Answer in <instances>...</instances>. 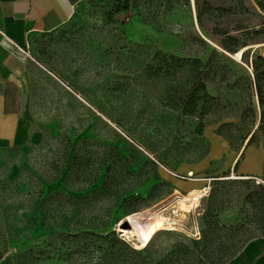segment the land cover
Listing matches in <instances>:
<instances>
[{"label":"rangeland","instance_id":"obj_1","mask_svg":"<svg viewBox=\"0 0 264 264\" xmlns=\"http://www.w3.org/2000/svg\"><path fill=\"white\" fill-rule=\"evenodd\" d=\"M261 2L243 0L247 11L240 12L232 7L237 0H198V22L190 0L152 22L139 10L114 12L111 0H83L59 28L32 36L29 55L55 77L37 65L31 69L37 95L29 117L42 141L0 148V264H116L107 253L117 250L113 236L137 249L123 235L126 215L161 201L159 211L168 208L176 222L159 230L139 256L121 253L125 264H226L264 237L257 220L264 172L242 175L225 155L195 174L205 180L176 176L207 150L206 125L217 133L223 124L218 135L235 152L254 132L246 146L264 156L254 91L244 96L238 87L228 89L210 115L190 117L166 105L165 79L143 73L151 50L184 56L199 37L237 75L252 76V59L264 57ZM224 29L245 45L235 53L223 50ZM240 50L243 56L236 57ZM44 171L41 183L37 173ZM191 184L208 187L207 195L183 215L173 193H185ZM37 187L43 190L39 201ZM196 228L201 238L193 242ZM86 229L101 237L76 235Z\"/></svg>","mask_w":264,"mask_h":264},{"label":"crops","instance_id":"obj_2","mask_svg":"<svg viewBox=\"0 0 264 264\" xmlns=\"http://www.w3.org/2000/svg\"><path fill=\"white\" fill-rule=\"evenodd\" d=\"M81 1L83 0H0V148L17 147L26 143L39 144L42 141L43 134L35 128L29 117L37 95L31 69L37 65L54 75L25 51L32 36L59 28ZM203 137L208 144L207 152L198 162L191 164L186 172L196 174L225 155H228L231 167L242 158L237 163L242 175L253 176L264 172V156L256 147L246 146L244 143L235 152L214 131V127L208 125L204 128ZM192 186L202 189L205 185L191 184L190 187ZM241 252L247 264H264V237L249 242ZM226 264L244 263L240 256H235Z\"/></svg>","mask_w":264,"mask_h":264},{"label":"trees","instance_id":"obj_3","mask_svg":"<svg viewBox=\"0 0 264 264\" xmlns=\"http://www.w3.org/2000/svg\"><path fill=\"white\" fill-rule=\"evenodd\" d=\"M113 1V11H126L128 9H135L138 12H144V18L147 21L159 22V18L166 13V11L173 9L177 6H186L190 4V0H111ZM264 0L259 4L262 6ZM196 6V19L198 22L201 20V13L199 11L198 0H194ZM240 12L247 11L243 4V0H237L233 6ZM139 14V13H138ZM242 14V13H240ZM261 25L264 28V19ZM219 36H222L220 46L223 50L229 53H235L238 49L245 44H240L237 36L228 34L226 29L219 31ZM196 42V45H192ZM134 44V43H133ZM190 52L184 56H179L174 52H165L161 50H151V55L148 62L145 64L143 73L146 78L165 79L164 95L166 98V105L174 110H180L185 116L190 117H203L210 115L222 101L221 95L228 89L238 87L240 93L244 96L249 94L251 90L254 91L258 106L260 107L259 124L264 125V57L257 56L252 59L251 65L253 75H237L226 62L221 58V54L217 49H209L206 42L199 37H193L189 42ZM244 51L242 52V56ZM206 55V56H205ZM205 56V59L202 58ZM242 81V82H240ZM239 83L242 85L240 86ZM212 86L217 95H212L208 92L206 86ZM246 112L250 115L252 125L255 122L254 109L248 107ZM217 128V134H220V126ZM247 132L243 141L249 136L246 145H248L254 132L249 134ZM68 148L64 151V159L68 156ZM207 150L203 153L205 154ZM202 154V155H203ZM201 155V156H202ZM200 156V157H201ZM66 161V160H65ZM237 164V162L235 163ZM64 170V169H63ZM58 172L51 180L58 179L64 171ZM41 183H45V171L37 173ZM93 182V181H92ZM91 182V183H92ZM90 184V183H89ZM35 201H39L43 196L41 187H37L35 191ZM31 195V193H29ZM45 203V200L40 204ZM38 206V208L40 209ZM258 222L261 224L262 232L264 233V206L259 209L257 217ZM42 226V225H41ZM76 235H94L101 237L92 230H81ZM201 238V236H200ZM200 238L198 240H200ZM193 242L198 240L191 238ZM113 245L117 250L108 251L109 262L116 264H125L120 254L123 253L128 259L139 256V252L146 249L147 246L140 250L130 247L117 236L112 237ZM244 264H247L242 252L238 254ZM130 264V263H126ZM143 264V263H142Z\"/></svg>","mask_w":264,"mask_h":264},{"label":"bare ground","instance_id":"obj_4","mask_svg":"<svg viewBox=\"0 0 264 264\" xmlns=\"http://www.w3.org/2000/svg\"><path fill=\"white\" fill-rule=\"evenodd\" d=\"M241 52L240 50L235 56L240 57ZM173 195H175L174 203L184 215L193 210L198 198L207 195L206 186L202 189L192 186L185 193L175 190ZM161 203L163 201L154 206L132 211L124 218L123 223L127 227H123V235L130 238L137 249L145 248L159 230L170 228L176 222V218L168 208L164 212L159 211Z\"/></svg>","mask_w":264,"mask_h":264},{"label":"built area","instance_id":"obj_5","mask_svg":"<svg viewBox=\"0 0 264 264\" xmlns=\"http://www.w3.org/2000/svg\"><path fill=\"white\" fill-rule=\"evenodd\" d=\"M257 10H258L259 14L262 16V18L264 19V2H263L261 7L257 8ZM25 53L27 55H29L27 50L25 51ZM176 176L179 177L180 179H184V180H198V179H201V178H197L192 171H188V172H185V173H182V174H176ZM207 188L208 187H206V193H207ZM200 236L201 235H200L199 229H197V228L194 229L191 237L193 239L198 240L200 238Z\"/></svg>","mask_w":264,"mask_h":264}]
</instances>
